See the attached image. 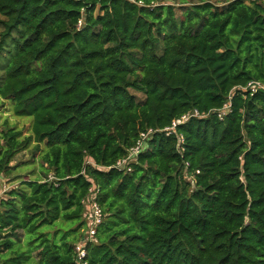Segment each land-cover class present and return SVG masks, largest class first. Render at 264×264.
I'll list each match as a JSON object with an SVG mask.
<instances>
[{
    "label": "trees",
    "instance_id": "trees-1",
    "mask_svg": "<svg viewBox=\"0 0 264 264\" xmlns=\"http://www.w3.org/2000/svg\"><path fill=\"white\" fill-rule=\"evenodd\" d=\"M0 62L31 118L0 125V176L41 161L0 198V264H76L92 187L87 264H264V90H243L264 85V0H0Z\"/></svg>",
    "mask_w": 264,
    "mask_h": 264
},
{
    "label": "built area",
    "instance_id": "built-area-1",
    "mask_svg": "<svg viewBox=\"0 0 264 264\" xmlns=\"http://www.w3.org/2000/svg\"><path fill=\"white\" fill-rule=\"evenodd\" d=\"M264 90V85L257 81H251L247 84L243 90H249L251 93H255L257 90ZM230 108V103L224 105L222 109L217 110V115L221 119L227 113ZM207 114L200 113L197 109H193L185 114H183L178 120H175L171 123V125L163 130H152L148 129L139 134L138 140L135 145L128 150L127 156L117 161L115 164V168L118 170L131 171V164L136 162L137 156L140 152L147 147V142L150 139L151 135L155 132H164L165 135H170L176 129V127L180 124L187 122L192 117H205ZM183 138L182 136L178 137V145H182ZM178 152L181 154V148H178ZM185 168L189 165L187 162L184 163ZM96 194L97 190L92 187L89 190V194L83 200L85 205L84 210V220L86 223V229L84 230V235L81 238V241L75 245V262L76 264H87L86 257V249L85 246L87 243L92 242L94 236L96 234V228L101 224L103 219V213L96 202Z\"/></svg>",
    "mask_w": 264,
    "mask_h": 264
},
{
    "label": "rangeland",
    "instance_id": "rangeland-1",
    "mask_svg": "<svg viewBox=\"0 0 264 264\" xmlns=\"http://www.w3.org/2000/svg\"><path fill=\"white\" fill-rule=\"evenodd\" d=\"M191 2H197L198 0H190ZM223 0H212V2L218 5L222 4ZM2 71V63L0 62V73ZM130 92L136 97L137 101L143 99L141 93L130 90ZM13 103L11 101L0 100V125L8 120L9 124L16 126L23 131V134L26 135L30 129L31 118L30 117H14L11 111ZM40 158L39 152L33 153L32 148L18 154L15 158V161L11 165H15V170L9 176H0V198L5 196V192L9 189L16 187L19 183V180H28L36 178L40 172ZM188 180L191 177L187 178ZM72 224V223H71ZM76 226V223L72 224ZM17 237L19 238L20 243L23 242V233L21 231L17 232ZM16 237V238H17Z\"/></svg>",
    "mask_w": 264,
    "mask_h": 264
}]
</instances>
